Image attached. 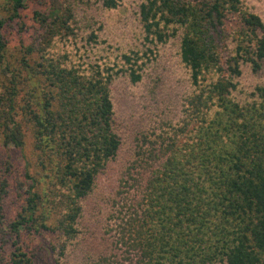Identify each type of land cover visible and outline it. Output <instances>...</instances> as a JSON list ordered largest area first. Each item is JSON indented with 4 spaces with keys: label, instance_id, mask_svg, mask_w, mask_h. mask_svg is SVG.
Returning a JSON list of instances; mask_svg holds the SVG:
<instances>
[{
    "label": "trees",
    "instance_id": "16d2710c",
    "mask_svg": "<svg viewBox=\"0 0 264 264\" xmlns=\"http://www.w3.org/2000/svg\"><path fill=\"white\" fill-rule=\"evenodd\" d=\"M35 1L16 53L7 29L24 30L26 0H0V264L62 263L122 147L115 80L143 76L136 54L58 50L78 41L75 0ZM137 16L149 41H177L191 91L177 120L135 137L107 222L118 249L95 264H264V88L234 95L244 66L264 70V19L248 0H144Z\"/></svg>",
    "mask_w": 264,
    "mask_h": 264
},
{
    "label": "rangeland",
    "instance_id": "374dc122",
    "mask_svg": "<svg viewBox=\"0 0 264 264\" xmlns=\"http://www.w3.org/2000/svg\"><path fill=\"white\" fill-rule=\"evenodd\" d=\"M142 1L144 0H119L116 8L108 9L100 0H75L73 25L78 41L73 45L57 41L58 50H64L66 45L69 57L74 59L76 56L79 61H93L96 58L115 62L121 53L139 55L143 61V76L139 82L132 83L124 75L115 80L112 98L122 147L112 163L113 172L109 173L110 176H102L85 204L79 222V234L68 241V250L61 264H95L98 257L103 255L114 259V251L118 246L113 238L115 232L107 230V222H110L109 228L114 229L118 228L119 219L115 216L108 217L111 197L121 170L133 152L135 137L161 120H177L181 115L185 96L191 91L188 72L180 59L177 41L170 39L161 44L145 38L137 16ZM36 2H25L21 13L25 22L24 30L20 24L15 23L7 29L9 48L16 53L20 45L19 39L27 42L31 38L32 13L38 8ZM248 2L264 19V0ZM91 31L97 34L96 39L87 38ZM257 86L264 88V70L255 73L244 66L241 76L237 78L234 95L240 101H250L259 96ZM13 215L11 205L7 216L11 218Z\"/></svg>",
    "mask_w": 264,
    "mask_h": 264
}]
</instances>
